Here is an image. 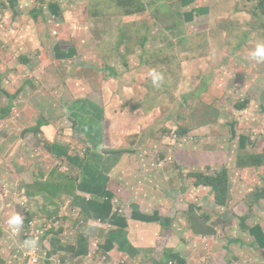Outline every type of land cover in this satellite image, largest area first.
Wrapping results in <instances>:
<instances>
[{
  "label": "rangeland",
  "instance_id": "374dc122",
  "mask_svg": "<svg viewBox=\"0 0 264 264\" xmlns=\"http://www.w3.org/2000/svg\"><path fill=\"white\" fill-rule=\"evenodd\" d=\"M9 3L11 0H0V31L4 35L3 37L0 32V56L3 60H0V72L4 75L0 89V110L9 104V95L18 94L17 109L26 104L33 110L30 120L32 123L28 120L26 124L33 130H25L19 126L24 119L21 118V112L9 114L0 120V181L3 184L2 189H5L4 193L13 189L18 190L17 193L21 196V187L26 183H29L32 189H28L27 184L26 188L30 195L27 199L21 196L12 201L11 195L8 198L5 196L7 207L4 209L7 211L15 209V212L27 210L26 212H30V222L34 223L38 219V225L40 222H43L45 227L50 225L51 219L48 221L38 211L39 184H30L31 170L34 168H29L24 178L26 183L17 176L23 166L26 167L23 159L27 160V164L42 165L43 169L48 171L52 165L63 170L75 155L87 154L85 148L87 143L81 138L84 134H90L91 130H101V126L96 122V106L99 107L98 104L101 103L97 92L105 84L111 93L118 91L121 100L125 98L127 110L132 106H138L137 108L145 113L161 110L160 113L163 115H160V119L164 120L162 124L167 126L163 130L169 135L167 136L169 140L167 139L166 145L162 141L159 142V139L162 140L157 137L156 131L159 129L147 128L148 133L142 136L144 142L142 146L127 145L130 147L127 149L123 144L125 139L120 143L112 141L111 147L118 145L120 152L124 151L123 153L127 154L125 172L115 180L112 188L114 193L100 185L80 194V205L73 206L74 208L71 206L69 211L67 210L66 221L61 222L62 226H58L62 227L60 232L62 234L59 236L58 233L56 236L61 237L63 243L65 241L73 245L85 224H92L98 227L100 232H106L105 229L111 224L109 220L107 225L104 224L107 214L91 208L94 200L100 197L97 192L109 195L105 198L109 207H105L104 212L113 210L112 214L119 213L122 217L126 213L128 216L130 208H126L124 204L129 200L130 191L137 188L140 181H145L150 176L148 173L152 168L160 169L162 159L166 155L168 156L165 161L169 159L171 162V154H175L176 151L179 154L178 168L185 173L196 170V167L206 166L209 162L207 166H210L212 171L223 165L228 167L230 190L228 185L225 204L214 207L210 202L212 201L209 198L210 193L205 192L207 189L202 191L200 186L194 185L192 177H187L186 182L180 178V182L185 185L183 193L189 194L192 209L194 212L207 214L209 219L206 223L209 226L201 223L200 227H203L204 233H201V230L199 233L203 236L192 235L186 231L183 221L187 220L184 218L183 221H176L177 229L163 232L160 225L164 224V220L162 218L157 220L156 223L159 224L155 226V231L156 238L159 239L158 252L150 256L152 261H156L167 246L177 244L175 247L179 254L175 258L178 256L179 260H183L182 264H264V166L251 169L234 168L236 154L264 149V82L251 84L254 80H245V77L250 78L254 69L264 68L262 66L264 62H256L255 65L239 63L235 52L231 51L225 40L213 44L212 38L215 35L213 29L218 28L220 23L210 22L208 2L181 0L183 15L178 22H174L173 30L169 27L172 32L161 29L154 19L158 16L166 23L169 22L170 20L163 15L171 9L174 10L179 5L178 0H140L139 5L143 13L128 16L127 19L118 9L117 20L122 19L120 21L122 23L129 22L121 29L111 25L110 19L91 20L97 15L94 12L95 8L91 7L97 3L95 0H20V3L17 2L15 5L17 9L14 12L9 9L12 7ZM157 6H161L159 13L156 11ZM38 7H41L42 11L37 19L33 18L31 13H27ZM109 16L115 19V13ZM223 23L229 29V24ZM133 24L140 29L137 38L135 31L138 29L134 28ZM126 27L132 30V33L127 32L133 38L128 42L124 34ZM217 36L220 37V34ZM182 37L186 38V51H181L180 46L175 44L179 43ZM176 51L180 53L177 54ZM24 58H27L28 62L23 63ZM180 61H183L184 65L187 64L185 72ZM207 62L205 69L204 64ZM157 63L163 80L159 87H154L152 80L145 81L148 79L145 69L148 71ZM220 66V71L216 72V68ZM139 71L144 77L138 88H134L136 73ZM13 74L16 75L15 78ZM183 76L185 78L180 83ZM29 80L35 84L34 88L28 83ZM172 88L178 89V93L173 94ZM141 89L144 91L139 92ZM135 90L141 93L143 98L140 104L137 99L139 95H136ZM84 100L93 107V114H90L91 111L89 114L84 113L81 104ZM221 100L226 104L219 108L227 134L212 137L208 135L206 129L195 127L191 130L186 118L193 119L195 123L194 118L199 114L198 106L201 105L202 108L219 106ZM238 102H246L244 108L238 109V105L242 104ZM135 112L137 113V110L132 111L131 116H134ZM108 115L109 112L104 113L107 127L113 118ZM180 118L182 120H179ZM136 120L139 121L138 118ZM43 122L42 126H47L49 139L61 149H66L67 158L50 157L51 154L44 148L39 134L34 130ZM76 126L80 133L73 130H77ZM177 128L179 130L183 128L182 134L188 132L178 141L173 138ZM81 130H85L84 133ZM111 132H115V127H111ZM135 137L137 136L129 140L133 141ZM169 141H172L171 144ZM36 142L41 143L40 147ZM76 142L79 145L73 148ZM12 143L18 145L16 148L18 158H14L11 153ZM110 146L105 139L102 147L110 149ZM238 147H242V151L236 153ZM93 150L95 152V146ZM128 150L133 151L136 156L141 155V158H132L133 154L130 155ZM157 157L161 162L156 160ZM70 164L74 165L72 162ZM165 165L157 172V176L165 181L167 178L176 177L175 170L165 169ZM72 169L74 171L63 170L66 171L64 175L70 176L78 172L77 167ZM56 173L59 174L57 171ZM126 174L129 177L128 185L123 182V176ZM173 183L176 185L178 181L174 180ZM67 187H70L68 183ZM203 195L207 197L201 198ZM69 202L72 203V200ZM178 202L179 195L176 194L169 205L174 217L176 208L184 210V205H188L183 203L178 206ZM147 208L149 210L152 207L148 204ZM82 211L88 213L85 218L81 215ZM36 214L37 216H34ZM218 214L220 215L217 216ZM49 215L53 218L59 217L57 211ZM77 218L84 221L82 226L75 223ZM6 221L4 216L7 227L4 231H10ZM36 225L34 224L35 228ZM2 228H5V225H2ZM23 242L14 241L10 234L4 232L0 240V264H26L27 258L24 256L26 248ZM113 243L118 246L122 242L113 240ZM13 246L17 247L16 251ZM109 246L108 240L89 239L88 243L83 241L80 249L87 253L84 258H87L88 264H106L110 256ZM243 248H247L246 252H243ZM211 251L212 254H209ZM71 253H63L68 259L67 264H72L78 258ZM93 254L97 257H93ZM175 258L166 259V263L178 264ZM59 259L61 260V257ZM43 260L44 252L39 248L38 259L34 264H43Z\"/></svg>",
  "mask_w": 264,
  "mask_h": 264
},
{
  "label": "crops",
  "instance_id": "0c3cea01",
  "mask_svg": "<svg viewBox=\"0 0 264 264\" xmlns=\"http://www.w3.org/2000/svg\"><path fill=\"white\" fill-rule=\"evenodd\" d=\"M206 1L208 2V6H209L210 22L215 21L216 24L220 23V26L218 28L213 29L215 35L220 34V37L217 36L216 38L212 39L213 44H218L222 40H225L226 43H228L229 46L231 47V51L235 52L234 55L239 59L238 61L239 63L244 62V63H249L251 65H255L256 61L250 59L248 53L254 49L255 44L258 41H264V8H261L264 0H206ZM18 3H20V0H18ZM9 9L12 12H14L17 9V7L16 6L11 7V8L9 7ZM27 13L29 14L31 13V11ZM20 15L23 17L22 14ZM223 22H227L229 24V29L226 28ZM208 30H210V28ZM204 33L206 32L204 31ZM2 36L4 37L3 34ZM234 55H233V58H235ZM0 60H2L1 56H0ZM208 62L204 64L205 69L208 65ZM180 64H181L183 71L185 72L187 64L184 65L183 61H180ZM221 66L216 68L215 71L219 72L221 69ZM262 66L264 67V65ZM12 76L15 78L16 75L13 74ZM184 78L185 76L181 78L180 83L184 80ZM245 80H254V82H251V84L252 83L262 84V82H264V68H262L261 70L254 69L251 72L250 78L245 77ZM251 84H247V85L250 86ZM113 92L114 93H111V90H109V88L105 84L101 88H99V91L97 92V96L100 95L101 103L98 104L100 105L99 107L96 106V111L99 116L98 117L96 114V122H97V125L101 126V130H91L90 134L83 135V138L81 139H83L87 143V146L85 147L87 154L82 153L80 151L82 153V156L75 155L73 158H71V160L67 162V166L64 167L63 169V170L71 169L72 171H74L72 167H75V168L77 167L78 172H74L70 176L66 175L68 177V179H66V176L65 177L63 176L64 173H66V171L58 169V167H56L55 170L59 174H57L56 172L52 174L47 169H43L42 165H35V164H30V163L27 164V160L23 159V162L26 167L24 168L23 166L22 170L18 173L17 176H20L21 180L25 181L24 178L27 175L29 168H34L33 170H31L32 183L30 184H33V183L39 184V191H37V194H38L37 202L39 203L38 204L39 214H41L42 216L46 217L47 216L46 213L50 214L51 212H55V211H57V213L59 214V217H58L59 219H60V214L62 212H64L67 215V210L69 211L71 206L77 207L78 205H80V202H79L80 194L84 193L89 188L95 189V187H98L101 185L102 188H105L112 192V188L114 186L115 180L118 179L119 175L125 172L124 171L125 166H126L125 161L127 158V154L123 153L124 151L120 152V149H119L120 147L118 145H115L114 148L110 146L112 141L115 143L116 142L120 143L122 139H125L123 144L127 147V149L133 145L142 146L144 144V142H142L143 141L142 136L148 133L147 131L148 129L154 130L155 128L159 129L156 131L158 135L157 137L162 138V140L159 139V142L162 141L163 144L166 145L167 139L169 140V138L167 137L169 135L166 134L165 131L163 130L167 126L163 125L162 122L164 120L160 119V115H163L162 113H160L161 110L155 111V112L150 111V112L145 113L144 111L139 109L138 111L140 112L141 118H144L146 120V122L143 124L144 127H140V125L136 122V124H134L132 128H128L127 121L129 122V117L125 116L126 113H124V110L127 107L125 98L121 100V96L118 93V91H113ZM139 92H142V91H139ZM172 93L173 94L178 93V89L172 88ZM136 95H139L137 99L140 104L141 101L143 100V98L141 97V93L137 92ZM81 104H82V108L85 114L87 113L89 114L90 111H91L90 114H93L92 112L94 111L93 107H91L87 103V101L85 100L81 101ZM224 105L226 104L222 100L220 101L219 106L214 105L216 107V110L213 113L212 118L207 119L205 125L198 126V129L199 128L206 129L208 135L212 137H218L223 134H227V132H225V130L227 129H225L224 127V121L221 118V112L219 108L220 106H224ZM151 106H153L154 108L156 107L155 105H151ZM27 107L28 105L26 104L23 105L19 109H17V106H16L13 109L11 115H14L15 113L18 114V112H21V118H24V119L22 120L19 126L21 128H25V130H33V128L30 129L29 126H26L28 120L29 122L32 123V121L30 120H31L32 112H33L31 109L28 110ZM161 108H164V107H161ZM198 109H199V112H198L199 114L204 113V111L206 110V106L202 108V106L200 105L198 106ZM105 112H109L108 117H113L108 127H107V122H104ZM218 116H219V119H218ZM90 119L93 120L92 117H90ZM43 124L44 122L38 125L37 127H35L34 130H36L37 133L39 134L41 143H43L44 148L47 150V146L44 144L45 140L48 139L47 141L49 142L51 140L49 139L47 135V132H48V129H46L47 126H42ZM111 127H115V132H111ZM76 129L77 130L75 129L73 130L76 133H80L77 126H76ZM84 131L85 130L83 131L81 130L82 133H84ZM131 132H134L135 134H132ZM187 133L177 134L174 131L175 136H173V138L178 141L179 139L184 138L187 135ZM134 136H137V137H135L133 141H127L128 139ZM105 139H107L110 149H105L102 147V143L103 141H105ZM147 139H150V138H147ZM171 142L172 141H169V144H171ZM36 143H37V146L39 145L40 147L41 143L40 144L38 142ZM78 145H79L78 142L74 143L73 148H75ZM127 145L130 147H128ZM10 146H11L12 155L14 156V158H18V156L16 155V148L18 146L17 143L15 144L12 143ZM94 146H95V152L93 150ZM111 149H114V151L116 152H113V153L106 152L107 150H111ZM177 149H180V148H177ZM57 151L64 153V155H59L58 153L57 157H63V158L68 157L66 149H61L60 147L57 146ZM128 153L130 155L133 154L132 158L134 159L141 158V155L137 154L136 156V154L133 151L131 152L130 150H128ZM50 154H51L50 157L52 159L56 158V155L52 153ZM24 156L26 157V155ZM110 156H113V157H110ZM167 156L168 155H166L165 158ZM171 156H172L171 162H169V159L165 161V158L162 157L163 162L161 163V167L159 168L161 169L162 166L166 164L165 169L173 168L177 176L167 178L165 181V180L160 179L157 176V172L160 169L152 168L151 170L152 173L151 171H149L148 173L150 174V176L145 181L144 180L140 181V184H138V187L135 189H132L130 191V195L128 194L129 200L128 202L124 204L126 208L127 207L130 208V211H128L129 212L128 216H126V213L124 214L125 216H122V217H120L121 215H119V213L112 214L113 210L112 211L107 210L106 212H104L105 210L104 208L109 207V204L105 199L106 196H109V195L104 194L103 192H97L100 196L97 198L99 201L94 200L91 208L96 209L97 212L106 213L107 216H106L104 224L107 225L108 224L107 220H109L112 225L109 224L110 226H108L105 229L106 232L105 231L100 232L101 230H99L98 227L92 226V224L83 225L84 227H83L82 232H80V234L78 235L76 243L73 244L74 250L71 253V255L72 256L75 255L78 258L75 259L72 264H84V261H86L85 264H88L87 258H84L86 257L87 253L85 254L84 252H82L80 247L83 245V241H86L88 243L89 239H96V240L103 239L104 241L108 240V243H110V246H109L110 251L108 252V255L110 256H109V259L107 258L106 264H167L166 259L168 258L170 259L171 257L175 258V256L179 254L177 253L178 249L175 247L177 246V244H170L171 246H167L166 249H164L160 253L156 261H152V258L150 257L153 253L156 254L158 252L157 243H159V239L156 238L155 226L159 224V222L156 223V221L161 220V218L164 220V224L162 223L160 225L161 227H163V232L164 231L166 232L169 229H177L176 221L186 218L187 220L186 222L182 220L186 225L185 227L187 229L186 231L191 232L192 235L194 234L198 236H203L199 233L200 230H201V233H204L202 231L203 227H200V225L201 223H203L204 226L206 225L209 226L206 223V221L209 219V216H206V218H204L205 216L203 217L201 215L202 213H198L197 211L196 213L194 212V209H192L191 202L189 201V194L183 193V191L185 190L184 188L185 185L180 182V178L186 182L188 180L187 177H190V176L188 172L187 173L182 172L184 170H181L178 168L179 165L177 161L179 158L178 157L179 154H177V152L175 151V154L172 153ZM81 160H82V163L80 164ZM156 160L161 162L159 157H157ZM70 162L74 163V165H71ZM209 163H207L206 166L209 165ZM206 166L202 165L200 167H196V170L191 171L189 173L201 172V171L204 172L206 169L205 168ZM234 166H235V163H234ZM234 168H239V167H234ZM228 169L229 168L227 167V171ZM243 169H251V168H243ZM14 173L15 172L13 171V174ZM228 179H229V172H228ZM64 180L66 181V184L68 182L75 183L74 185L75 189H74L73 195L74 196L76 194L79 195L75 199L77 205H74L73 197L67 198V201H66L65 197H67V194L64 191H57L56 192L57 195H56V193L51 194L47 192V190L46 191L42 190V187L49 186L51 185V183L64 182ZM174 180L178 181L176 185L173 183ZM123 182L128 185V182H129L128 174L123 176ZM27 184H28V189L29 188L32 189L29 186V183H26V185H23L21 187V191H22L21 196L24 199H27L29 195V191L26 188ZM228 185H229V190H230V179H229ZM198 186H200L201 189H203L202 191H204V189H207L205 192L210 193L209 198L212 200L210 202L214 205V207L219 206L215 204L213 192L211 191L209 187L200 185V184ZM198 186H195V187H198ZM2 188H3V184L0 181V240L3 237L4 232L10 234L11 238L16 242L17 240H22V241L30 240V239H33V236H34L38 238V241L40 242L37 248H40V250L44 252L45 260H43L44 262L43 264H54L52 258L49 259L46 257V248L48 246L46 244V238L42 239V234L44 230L40 228V225L42 224V222H40V225H38L39 223L38 219H36V221L34 222V224H37L36 228L34 227L31 230L29 229L28 233L22 231L23 235L21 231L16 235H13L11 231H7V230L4 231V229L7 228L4 222V216H5V221H6V219L16 211L15 209H13V211L12 209H10L12 212L9 213L10 210L7 211L6 208L4 209V207H7V203H6L7 200L5 196L8 198V196L11 195L12 201H14L16 198L21 197V196L20 194L17 193L18 190L9 189L7 192L4 193L3 191L5 189H2ZM112 193L110 195H112ZM2 194H3V197H1ZM176 194L179 195L178 206H180L183 203H188V205L186 204L184 205V208H185L184 210H180L176 208L175 217H174L171 211L169 210V205H170V202L173 201L174 195ZM204 197H207V196L203 195V197L201 198H204ZM70 199L72 200V203L69 202ZM148 204L152 207L149 210L147 208ZM3 211L4 213H2ZM70 211L72 212V210ZM82 212L83 213H81V215L83 217L87 216L88 214L87 212L85 211H82ZM28 213L30 215V212ZM76 214H78V212ZM219 215L220 214H218L217 216ZM34 216H37V214ZM26 217L27 215L25 214L23 216V225H24V220ZM73 218L75 219L76 216ZM68 220H70V218H68ZM65 221L66 220L60 219L59 222H55L54 226L56 224H58L59 226H62L61 222H65ZM82 222L83 221L80 220V222L76 224L82 226ZM93 222L95 223V221ZM30 223L32 222L29 221L28 226ZM172 224L176 228L173 227ZM2 225H5V228H2ZM45 228L46 227L44 226L43 229ZM61 234L62 233H60V236ZM133 236L135 237L134 239H133ZM40 238H41V241H40ZM118 238L121 240H119ZM113 240L116 242H119V241L122 242L121 244L120 243L118 244L119 248L118 246L114 245ZM13 247L16 251L17 247L16 246H13ZM99 248L102 249L101 246ZM208 249L210 250V247H208ZM243 249H244L243 252H246L247 248H243ZM63 253H59L53 256L55 258L58 257V259L59 257H61L62 261L60 260L59 264H67L66 260L68 259L66 256L63 255ZM209 254H212V251ZM89 255L90 254L88 253V256ZM24 256L26 258L25 254ZM93 257L96 258L97 257L96 254H93ZM175 259L178 261V264H182L183 260H179L178 256ZM63 260H64V263H63ZM115 261L117 262L115 263ZM133 261H135L136 263H133ZM169 262L170 260L168 261V263ZM26 264H28V262Z\"/></svg>",
  "mask_w": 264,
  "mask_h": 264
},
{
  "label": "trees",
  "instance_id": "16d2710c",
  "mask_svg": "<svg viewBox=\"0 0 264 264\" xmlns=\"http://www.w3.org/2000/svg\"><path fill=\"white\" fill-rule=\"evenodd\" d=\"M95 1L97 3L92 4L91 7L95 8L94 12L97 15L95 17H92L91 20L94 21L95 19H103V20L110 19L111 25H113V26H115V27H117L119 29H121L122 26L128 25L129 22H127V23L123 22L124 23L123 24L122 22H120L122 19L117 20L118 14L116 12H118V9H119V13L121 12V14L124 17H126V19L128 18V16H132L134 14L143 13V10L141 9V7L139 5L140 4V0H95ZM17 2H18V0H11V3H9V5H11L12 7H15ZM178 2H179V5H177L174 10L171 9L170 11H167L163 15L166 19L170 20L169 21V22H171L170 24H168L169 22L166 23L165 20H163L162 18H160L158 16L154 19V22H156L157 25H160L161 29H163L164 31L166 29L169 30V27H171L172 30H173V28H174L173 26L175 25L174 22H178V20L182 18L183 11L181 9V0H178ZM160 7L161 6H157V8H156L157 13L161 12ZM261 8H264V1H263V4H262ZM41 11H42L41 7H38V9H35V10L31 11L32 17L37 19L38 15L41 13ZM109 12L115 13V19H114V17L109 16L111 14ZM101 16H107V17H101ZM133 27L138 29L137 31H135V37L137 38L139 33H140V29L135 24H133ZM172 30H169V31L172 32ZM127 32L132 33V30L129 27H126V32H124V34L127 36L126 42H128V41L133 39L132 37H130V34L127 33ZM145 35H144L143 38H145ZM216 37H217V35H214V37L212 39H214ZM137 44H134V45H137ZM175 44L176 45L178 44L180 46V50L181 51L182 50H185V51L187 50L186 38L182 37L180 39V42L179 43H175ZM140 47L143 48L144 46H140ZM160 51H162V49H160ZM176 53L178 54L180 52L176 51ZM167 59H169V58H167ZM167 59H166V61H167ZM156 61L159 63L158 59H156ZM26 62H28V59L24 58L23 59V63H26ZM158 63H157L156 66L153 65L151 69H155L156 71L159 72ZM150 70L147 71L145 69V74H146V77L148 78L145 81H147V82L151 81V77L148 75ZM136 75H137V78H136L135 83H134V88H138V86L141 83V79H143V77H144L143 73H141L140 71H139V73H136ZM3 77H4V75L2 74V72H0V89H1V82H2V78ZM28 83L31 85V87H33V88L35 87V84L32 81L29 80ZM140 91L143 92L144 89H141ZM134 92H137V90H135ZM17 97H18V94H16V93L9 95V99H10L9 104L6 106V108L0 110V120L4 119L9 114H12L13 109L17 106V102H18V99H19V97L18 98ZM239 103H242V102H238V104ZM245 104H246V102L238 105L237 108L238 109L239 108L242 109V108H244ZM182 105H184L183 102H182ZM137 107H135V106L128 107L129 108L128 110H127V107H126L125 110H124V113H126L125 116L129 117V122L127 121V127L128 128H132V126L134 124H136V122L137 123L139 122L140 124L139 123L138 124L140 126L143 125L146 122V120L144 118H141V115H139V111L138 110L140 108H137ZM27 109L28 110H30V109L32 110L30 105H28ZM135 110H137V113L135 112L134 113L135 115L131 116V112L135 111ZM215 110H216V108L214 106L206 107V110L204 111V113L198 114V116L196 118H194L195 123H194L193 119H187L186 118V120L189 121L188 125L191 128V130L194 129L195 127L205 125L207 119H211L212 118L213 113L215 112ZM125 116H124V118H125ZM132 118H134V119L132 120ZM137 118L139 119V121L136 120ZM179 120H182V118H180ZM183 120L185 121V119H183ZM38 121L40 122V120H38ZM181 129L183 130V128H181ZM181 129L179 130L177 128V130L175 132L177 134H181L183 132ZM185 133H183V134H185ZM50 142L45 140V143H44L47 146V150L50 153H52V154H54L56 156L58 155V153H59V155H64L63 152H58L57 151V146L54 143H52V142L50 143ZM238 148L236 150V153L240 152V150L242 151V147H238ZM106 152L107 153H113V152H116V151H114V149H111V150H107ZM261 166H264V149L261 150V151L248 152V153H243V154L241 153V154H238V155L236 154L235 167H239V168L243 169V168L261 167ZM220 167L221 168H218L217 170H213L212 171L210 166H206L205 167L206 168L205 172L201 171L202 173L201 172L188 173L189 176L193 178V183L195 185L202 184V185L207 186V187H209L211 189V191L213 192V196H214V202L217 205L225 204V201H226L225 198H226L227 189H228L227 188V186H228V171H227V167L224 166V165L220 166ZM55 169H56V167L54 165H52L50 167L49 171L53 174V173L56 172ZM10 172H12V171H10ZM63 176L65 177L66 175H63ZM66 179H68L67 176H66ZM68 184L70 185L69 188L67 187L66 181L64 180V182L51 183V185H49V186L42 187V190L43 191L47 190V192H49L51 194H55L57 191H64L67 194V197H65L66 201H67V198H72L73 197L74 205H77L75 199L79 195H77V194L75 196L73 195L74 194V189H75V186H74L75 183L74 182H72V183L68 182ZM56 195H57V193H56ZM22 211H23V209H21L18 213L21 214L22 216H24L26 214L27 217L25 218L24 225H23V227H21L20 231H21V233H22V231L28 233L29 229L31 230L32 228H34V223L32 222V225L28 226V222L30 221V215H29L28 212H22ZM46 215L47 216L45 218L48 221H49V219H51L50 225H48V227H46L45 229H43V227H44L43 222L40 225V228L42 230H44L43 234H42V239L46 238V244L48 246L46 248V257L50 259L54 255L59 254V253L70 252V251L73 252V250H74V246L73 245H70V243H67L65 241L63 243V241L61 240V237H59L60 235L56 236V234L58 235V233L61 232L62 227H58L59 226L58 224H56L54 226L55 222H59L60 219L66 220L67 219L66 214L64 212H62L60 214V219L58 217L57 218L56 217L55 218L50 217V215L48 213H46ZM201 215L203 217L205 216L204 218H206V216H207V214H205V213L204 214L202 213ZM78 222H80V220L77 218L75 223H78ZM83 223H84V221H83ZM22 235H23V233H22ZM34 238H36V237L33 236V239ZM40 241H41V238H40ZM36 249L39 250V248H36Z\"/></svg>",
  "mask_w": 264,
  "mask_h": 264
},
{
  "label": "clouds",
  "instance_id": "9594fccd",
  "mask_svg": "<svg viewBox=\"0 0 264 264\" xmlns=\"http://www.w3.org/2000/svg\"><path fill=\"white\" fill-rule=\"evenodd\" d=\"M249 58L252 60H255L257 63L264 62V41H258L255 44V47L253 50H251L249 53ZM148 75L151 77L152 84L154 87H159L160 82L163 80V75L156 71L155 69H151L148 73ZM167 159V157L165 158ZM11 233L13 235H16L20 232L21 227L23 225V216L19 214L18 212H14L11 214L7 221H6ZM24 246L26 249L24 250V254L26 255V262L28 264H34L30 262L29 260V255L27 254L28 250H35L38 247L39 241L38 238L30 239V240H25ZM37 250V249H36ZM37 254V259H38V250L36 251ZM57 258L52 257V260L54 264H59L60 259L56 260ZM45 260V259H44Z\"/></svg>",
  "mask_w": 264,
  "mask_h": 264
},
{
  "label": "built area",
  "instance_id": "2783aa9c",
  "mask_svg": "<svg viewBox=\"0 0 264 264\" xmlns=\"http://www.w3.org/2000/svg\"><path fill=\"white\" fill-rule=\"evenodd\" d=\"M32 223H30L29 225H31ZM27 254L29 255V260L32 263H35L37 261V254H36V250H28Z\"/></svg>",
  "mask_w": 264,
  "mask_h": 264
}]
</instances>
